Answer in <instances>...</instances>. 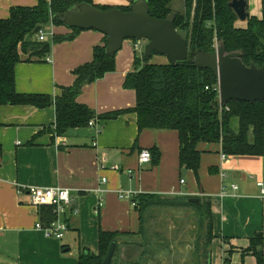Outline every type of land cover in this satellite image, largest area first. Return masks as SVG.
I'll return each instance as SVG.
<instances>
[{
	"label": "crops",
	"instance_id": "0c3cea01",
	"mask_svg": "<svg viewBox=\"0 0 264 264\" xmlns=\"http://www.w3.org/2000/svg\"><path fill=\"white\" fill-rule=\"evenodd\" d=\"M40 1L0 0V19L9 18L14 7H34ZM93 2L95 5L122 7L129 5L130 0ZM247 2L249 16L264 19V0ZM46 27L55 35L72 34V30L64 26L50 24ZM104 39L99 32L83 31L72 41L55 43L47 56L50 62L46 57L18 64L17 92L56 96L59 88L74 84V70L92 61L94 48L101 46ZM135 56L134 42L125 41L116 55V71L85 86L78 102L87 105L97 117L134 109L136 93L125 89L124 83L127 75L134 71ZM98 121L101 129L98 135L96 129L88 127L71 130L61 137L50 133L39 136L48 127L55 130L54 107L45 110L0 107V146L3 149L0 264H79L80 251L98 253L100 229L133 233L136 237L143 235H138L141 223L135 205L121 200L117 195L119 190L137 195H158L173 205L184 200L209 199L212 203L215 261L221 257L222 264L226 258L231 264H256L255 257L244 252L252 237L260 233L264 236V197L257 186L258 181L264 182V157H229L223 163L219 145L201 144L198 147L202 156L197 179L193 172L180 167L177 132L144 130L139 133L137 116L130 112L116 120ZM36 136L34 146H29ZM154 147L160 152L159 163L140 164V153ZM100 159L105 160L107 166L115 165L121 170H99ZM128 171H133V176ZM222 173L226 174L225 178ZM103 178L107 183H102ZM223 184L229 189L225 198L220 197ZM232 185L238 186L236 192L232 191ZM23 187L71 190L79 215L69 216L70 232L64 240L47 239L35 229L39 215L30 206L28 194H18V189ZM99 200L103 206L97 216L95 207Z\"/></svg>",
	"mask_w": 264,
	"mask_h": 264
},
{
	"label": "trees",
	"instance_id": "16d2710c",
	"mask_svg": "<svg viewBox=\"0 0 264 264\" xmlns=\"http://www.w3.org/2000/svg\"><path fill=\"white\" fill-rule=\"evenodd\" d=\"M231 1L150 0V16L170 20L177 32L189 42L188 60L179 65L169 62L156 64L151 63L153 56L145 58L144 54L139 56L135 52L134 71L127 75L124 88L135 91L136 107L98 117L87 105L79 103L78 98L85 86L116 71L117 54L110 55L106 51V37L101 46L94 48L92 61L74 70V84L59 88L56 96L17 92L16 67L22 62L50 55L51 44L38 41V35H34L37 27L44 28L50 24L63 26L53 18L64 17L82 3L94 5L101 10L112 8L99 7L93 0H41L34 7H14L10 10L9 18L0 19V107H33L37 110L54 107L55 130L48 127L39 136L50 133L59 137L71 130L88 128L93 119L111 121L129 112L134 113L139 133L144 130H170L178 133L180 167L193 172L197 179L202 156L198 147L201 144L221 145L223 153L228 157H264V102L232 101L223 106L221 112L220 106L215 103L218 96L215 91L217 77L210 70L196 68L193 62L201 54H213L215 43L218 42L224 45L229 54L241 53L246 66L261 68L264 65V19L249 16L245 23L240 24L241 21L229 7ZM131 3L132 0L129 5L117 9L128 12ZM71 30V35H55L53 43L72 41L83 32L79 29ZM37 138L34 137L28 145L34 146ZM149 151L152 163L157 165L160 161L159 150L154 147ZM2 157L3 149L0 146V166ZM198 199V205L189 203V200L173 205L158 195L139 194L133 200L141 223L138 235L145 232V215L149 210L194 207L200 216V229L203 230L206 225V241L199 260L209 264L208 250L214 240L212 203L209 199ZM54 218L51 208L40 209V219L44 224L51 223ZM121 238L132 239L136 236L133 233L100 229L98 253L80 251L79 264H103L113 243L117 244L119 251ZM263 244L264 236L257 234L250 239V245L244 252L252 254L256 264H264ZM115 260L116 257L112 264H115ZM224 263L231 264L228 258Z\"/></svg>",
	"mask_w": 264,
	"mask_h": 264
},
{
	"label": "water",
	"instance_id": "95a60500",
	"mask_svg": "<svg viewBox=\"0 0 264 264\" xmlns=\"http://www.w3.org/2000/svg\"><path fill=\"white\" fill-rule=\"evenodd\" d=\"M229 7L241 22L249 18L247 0H232ZM53 19L67 29L93 30L103 34L110 55L121 51L125 41L145 40V58L157 54L166 57L170 64L179 65L189 57V42L177 32L173 23L150 16V0H132L128 12L116 8L101 10L82 3L64 17L55 16ZM42 29L37 27L34 35ZM193 62L196 68L210 70L217 77L220 91L215 103L218 106H227L232 101L264 102V65L261 68L246 66L241 53L229 54L223 44L213 54H201ZM189 203L198 205L200 200L190 199ZM116 253L117 244L113 243L103 264H112Z\"/></svg>",
	"mask_w": 264,
	"mask_h": 264
},
{
	"label": "rangeland",
	"instance_id": "374dc122",
	"mask_svg": "<svg viewBox=\"0 0 264 264\" xmlns=\"http://www.w3.org/2000/svg\"><path fill=\"white\" fill-rule=\"evenodd\" d=\"M97 6L109 7L102 4ZM111 8L117 9L118 7ZM239 23L242 24V22ZM43 30L46 33L47 41L53 48L54 43L53 38L50 36V29L44 27ZM142 43L145 47L147 41L143 40ZM137 54L141 56L144 53ZM160 62L168 63L169 61L164 56L153 55L151 63L159 64ZM199 219L200 216L194 207L191 209L184 207L153 208L149 210L145 215V232L136 238H121L114 263L203 264L199 257L202 256L203 245L206 241V225L201 230ZM208 251H210L211 264H222L221 257L218 258V262L215 261L217 258L216 245L212 244ZM247 263L249 264V262Z\"/></svg>",
	"mask_w": 264,
	"mask_h": 264
},
{
	"label": "built area",
	"instance_id": "2783aa9c",
	"mask_svg": "<svg viewBox=\"0 0 264 264\" xmlns=\"http://www.w3.org/2000/svg\"><path fill=\"white\" fill-rule=\"evenodd\" d=\"M50 36L53 38L55 36L53 31H50ZM38 41L45 42L46 41V33L42 29V31L38 34ZM132 42H134L132 40ZM142 41L134 42V50L137 53H144V46L142 45ZM219 43L216 42L214 49L217 50ZM47 62H50V58H46ZM208 90V88H207ZM215 91L219 95V83L217 84ZM223 106H220V110L222 112ZM229 111V108H226ZM89 128L96 129V134L101 133V129L99 128V121L97 119H93L88 124ZM220 146V156L221 161L224 163L228 160V156L223 153L222 146ZM152 162V156L149 150H143L139 155V163L140 164H149ZM110 169L111 171H120V167L118 166H107L105 160H99V170L105 171ZM128 174L133 176V171H128ZM222 178L226 177V174H221ZM102 183H107V179L103 178ZM181 184H184V181H181ZM257 186L261 189V196L264 197V182L258 181ZM231 189L233 192L238 190V186L232 185ZM101 191V190H98ZM28 194L30 198V206L36 211L39 215V220L35 225V229L42 233V235L50 240L62 241L65 239L67 234L70 232V222L69 216H78L79 209L75 206V199L72 197V193L70 189L55 187V188H43V187H23L18 189V194ZM118 197L123 201L131 202L135 205L133 199L138 196L137 193L126 192V191H117ZM229 195V189L226 185H222L220 191V197L225 198ZM103 206L102 200L97 203L95 207V214L98 216L100 214L101 208ZM43 207H48L52 209L54 215V221L49 224H44L40 219V209Z\"/></svg>",
	"mask_w": 264,
	"mask_h": 264
}]
</instances>
